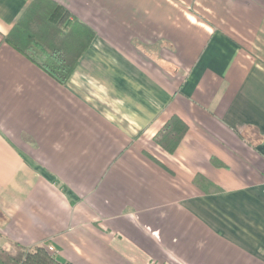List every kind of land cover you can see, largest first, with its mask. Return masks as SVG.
Here are the masks:
<instances>
[{
    "label": "crops",
    "instance_id": "0c3cea01",
    "mask_svg": "<svg viewBox=\"0 0 264 264\" xmlns=\"http://www.w3.org/2000/svg\"><path fill=\"white\" fill-rule=\"evenodd\" d=\"M31 1L0 0V248L264 264V0H54L95 32L64 84L4 40Z\"/></svg>",
    "mask_w": 264,
    "mask_h": 264
},
{
    "label": "trees",
    "instance_id": "16d2710c",
    "mask_svg": "<svg viewBox=\"0 0 264 264\" xmlns=\"http://www.w3.org/2000/svg\"><path fill=\"white\" fill-rule=\"evenodd\" d=\"M95 32L54 0H32L4 40L60 83H65ZM187 126L173 115L153 140L173 153ZM0 264H71L55 262L42 247L14 243L0 248Z\"/></svg>",
    "mask_w": 264,
    "mask_h": 264
}]
</instances>
